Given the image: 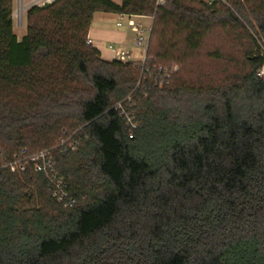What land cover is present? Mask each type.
<instances>
[{
  "label": "trees",
  "instance_id": "obj_1",
  "mask_svg": "<svg viewBox=\"0 0 264 264\" xmlns=\"http://www.w3.org/2000/svg\"><path fill=\"white\" fill-rule=\"evenodd\" d=\"M226 3L56 0L28 10L19 40L0 0V264H264V57L225 89L183 66L216 28L264 41V0ZM97 13L153 17L146 66L178 71L140 82L101 59ZM63 138L78 145L54 151L71 208L7 166Z\"/></svg>",
  "mask_w": 264,
  "mask_h": 264
},
{
  "label": "built area",
  "instance_id": "obj_2",
  "mask_svg": "<svg viewBox=\"0 0 264 264\" xmlns=\"http://www.w3.org/2000/svg\"><path fill=\"white\" fill-rule=\"evenodd\" d=\"M199 1L204 3L207 7H212L217 2H226V0ZM163 3L164 0H158V4ZM150 18L152 23L151 25L146 26L142 21L143 17L120 14V19L122 21L126 20L128 26L136 34L135 47L139 50H142L144 55L142 56V60H137V58H135L132 54L128 53L124 49L119 48L116 49V59L123 64L134 63L138 65V67L142 69L140 82L146 75H151V77H155L156 80L160 79L161 84H163L172 78L173 74L178 71V67L174 66L173 68H155L156 72L153 74L146 66L147 53L153 26V17ZM119 25H121V23ZM86 43L90 46L93 44L91 39H87ZM259 76H264V68L259 72ZM128 99H130V97ZM119 109L122 111V115L126 117L128 126H130L132 130L136 129L138 124L134 121V118L126 112L121 104L119 105ZM77 146V143L70 142V140L63 138L61 143L56 148L43 150L33 155H26L25 152H23L21 155L16 156L13 162L7 166L11 167L15 171H24L30 167L35 173L42 174L47 179L49 190L56 201L64 208H71L77 204V201L71 196L67 181L60 177L57 171V162L54 151L60 150L61 153L68 154L70 151L75 152Z\"/></svg>",
  "mask_w": 264,
  "mask_h": 264
},
{
  "label": "rangeland",
  "instance_id": "obj_3",
  "mask_svg": "<svg viewBox=\"0 0 264 264\" xmlns=\"http://www.w3.org/2000/svg\"><path fill=\"white\" fill-rule=\"evenodd\" d=\"M224 4L228 5L226 2ZM14 7L16 9L11 18L18 39L21 40L26 34V16L18 8V0L15 1ZM143 21L149 24V20ZM245 30L237 27H229L227 30L216 28L203 44L199 55L183 65L186 75L195 78L209 76V80L215 81L216 84L222 86V89L239 81L244 73L250 69L247 62L249 52L255 57H264V41L254 35L247 26ZM249 36L254 38L256 45L253 46ZM216 56H221V59L216 61L218 59ZM174 66L176 65L170 68ZM178 66L180 67V65Z\"/></svg>",
  "mask_w": 264,
  "mask_h": 264
},
{
  "label": "crops",
  "instance_id": "obj_4",
  "mask_svg": "<svg viewBox=\"0 0 264 264\" xmlns=\"http://www.w3.org/2000/svg\"><path fill=\"white\" fill-rule=\"evenodd\" d=\"M15 1L13 11L16 9ZM56 0H18V8L27 16L28 10L33 6L42 7L51 4ZM121 4V0H112ZM143 20H149V24ZM143 23L146 26L151 25L150 17H143ZM121 23V25H119ZM24 36V35H23ZM88 39H91L92 47L100 53L101 59L107 61H116V49H124L132 54L137 60H142L144 55L142 50L135 47L136 34L128 26L126 20L120 19V14L97 13L92 21L89 30Z\"/></svg>",
  "mask_w": 264,
  "mask_h": 264
}]
</instances>
